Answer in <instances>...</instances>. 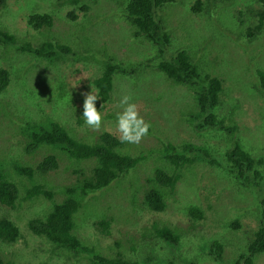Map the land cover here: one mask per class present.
<instances>
[{"label": "rangeland", "instance_id": "rangeland-1", "mask_svg": "<svg viewBox=\"0 0 264 264\" xmlns=\"http://www.w3.org/2000/svg\"><path fill=\"white\" fill-rule=\"evenodd\" d=\"M64 1L7 0L6 7L0 10V30L14 35L17 44L25 41L35 46L47 39L46 32L40 35L26 25L27 15L47 13L53 18L48 33L51 41L56 39L61 45L69 46L67 55L62 54L61 59L50 64L18 52L14 46L0 45V69L10 74L8 86L0 92V164L33 165L42 159L47 149L32 156L26 155L23 149L27 142L23 132L27 128L29 133L33 132L29 126L35 122L39 128L41 122L54 121L70 129V134L81 142H91L103 132L118 139L114 127L118 109L113 102L122 95H130L152 132L148 130L138 144H125L129 155L140 160L124 174L117 188H108L96 198H92L95 193H89L81 200V209L74 216L79 225L78 236L85 238V245L94 247L107 258L116 255L118 244H122L126 258L138 261L142 254L138 249L144 248L139 234L156 223L181 235L175 247L181 245L182 252L195 254L197 263L199 260L201 264H232L237 256L246 254L252 233L259 226L258 193L251 188L229 186L231 181L225 171L210 165L209 161L224 163V152L238 141L253 159L264 163V92L258 88L255 74L256 69L264 68V29L251 43L245 38L248 18L252 17L247 12L249 8L257 10L259 3L257 0H200L203 4L196 14L190 9L196 0H172L164 4L156 10V15L170 40L161 58L158 49L134 37V28L124 16L126 0H78L75 4ZM177 52L202 60L207 71L222 81L221 105L215 110L218 126L193 128L191 125L202 122L195 114L198 111L195 101L184 87L168 82L156 70L158 62ZM88 53L94 55L90 57ZM78 55L81 57L72 58ZM109 58L125 71L148 62L132 79L124 73L114 75L110 101L99 110L101 126L92 129L83 125L79 117L82 98L91 89L96 91L92 81L102 71L101 61ZM168 144L174 147L192 144L203 153L188 168L177 170L159 159L162 148ZM72 167L75 165L61 160L57 169L47 175L48 185L53 190L70 185L75 178L70 175ZM156 169L168 174L183 173V179L171 193L163 189L165 209L162 212L150 211L142 204L146 190L159 189L156 179L153 180ZM263 169L264 166L259 168ZM63 197L58 194L54 199L59 202ZM48 203L41 197L29 211L0 209V217L6 216L20 232L15 243L0 242V252L13 253L14 264H90L86 255L77 259L58 257L50 252V246L52 249L56 246L27 230L26 220L42 216ZM200 212L204 219L193 220ZM109 215L114 216L115 222L110 224L109 234L100 233L91 223ZM233 221H237L238 227H229ZM129 238L132 244L138 245L134 252L126 249L130 247ZM183 238L186 240L182 244ZM205 244L206 257L195 253L199 252L197 246ZM220 244L221 263L214 259V251H218ZM156 247V251L149 250L154 259L150 264H178L174 247L160 242ZM165 247L166 250L160 251ZM253 264H264V254L258 255Z\"/></svg>", "mask_w": 264, "mask_h": 264}, {"label": "trees", "instance_id": "trees-1", "mask_svg": "<svg viewBox=\"0 0 264 264\" xmlns=\"http://www.w3.org/2000/svg\"><path fill=\"white\" fill-rule=\"evenodd\" d=\"M171 1L126 0L125 3L124 16L126 21L134 28V37L141 38L156 50L158 49L160 55L157 56L161 58H164L163 53L169 48L170 38L158 20L156 10ZM77 2L78 0L64 1V3L70 4ZM257 2L259 8L255 11L249 8L247 12L252 16L248 18L250 20L249 25L253 21L252 25H248L245 30V38L248 43H251L252 39L256 38L264 29V0H257ZM6 4L7 0H0V10L5 8ZM202 4L200 0H196L190 8L191 11L195 14L199 13ZM85 9L81 8V10ZM71 19H74V16ZM52 22L53 18L47 13H31L26 17V25L40 35L46 32L47 39L35 46L25 41H20L17 44L14 35L0 30V45L14 46L18 52L27 53L38 61L42 59L47 63L54 64L55 61L62 58V54H68L69 46L61 45L56 39L51 41L52 38L49 37L52 36L48 33ZM88 54L90 57L94 55ZM79 57L81 56L78 55L72 58L78 59ZM166 58L157 63L156 70L164 74L168 82L184 87L189 97L195 101L198 108L195 114L202 122L197 126H191L197 129L218 126L220 122L217 119L215 110L221 105L220 97L224 90L222 81L207 71L202 60L198 61L189 53L177 52L174 55L168 54ZM101 62L103 63L102 71L92 81L100 96L96 101L98 110L110 101L114 75L124 73L125 76L132 79L136 76V71L146 66L148 60L144 61L145 64L142 62L143 64L141 63L139 66L133 65L128 71L113 64L110 58L106 62ZM255 74L258 79V88L264 92V68L256 69ZM9 78V72L0 69V92H3L8 86ZM36 123L29 126L33 132L29 133L28 128L23 132L26 134L27 139L23 147L24 153L32 156L42 149L43 151L47 149V153H43L41 155L42 159L33 165H23L18 162L6 165L2 162L0 164V209L2 211L9 212L16 208L29 211L41 197L49 202L47 209L44 211L46 214L32 216L33 218L27 219L26 228L32 235L41 237V239L45 238L49 243L56 246L55 249H52L50 244L44 240L50 246V252L58 257L62 256L63 259H77L82 255H86L90 264H150L154 262V259L149 254L151 252L149 250L154 249L156 251V245L160 242V245L175 248L173 252L178 264H201L199 260L197 263L195 254H191L189 251L182 252L181 245L178 248L175 247L181 235L173 233L165 226L159 227L156 223H153L148 229L139 234V242L142 241L143 249H138V245L132 244L133 240L129 238L130 247L126 249L131 252L138 249L139 252H142L138 261H129L126 258L122 253V250H125L122 244H118L117 254L111 258L104 257L94 247L85 245V238L78 236L79 225L74 219V216L81 209V200L84 199L86 194L95 193L92 198H96L100 192L108 188H117L120 180L124 178V174L129 169H133L139 163L140 158L129 155L128 150L125 148L126 143L121 144L119 139L107 132L97 135L91 142H81L70 134V129L68 130L54 121L41 122L39 128ZM151 132L149 130V133ZM241 146L236 141L231 149L224 152V163L209 161V164L225 171L231 181L229 186L238 187L239 189L251 188L250 190L258 193L259 226L252 233L253 236L247 246L246 254H240L232 262V264H253L258 255L264 254V169L259 170L264 166V163L260 159H253ZM162 150L163 155L159 158L160 161L169 163L177 170L188 168L200 159L198 157L203 153L201 149L193 147L192 144L175 147L168 144ZM61 160H65L67 165H75L71 168L72 170L70 169V175L75 176V178L70 185L58 186V189L53 190L48 185L46 177L50 172L57 169ZM80 164L81 167H79ZM154 176L153 180L156 179L155 184L159 189L150 188L146 190L142 204L150 211L162 212L165 209L163 189L171 193L175 184L183 179V173L168 174L161 169H156ZM58 194L64 196L59 202L54 199ZM131 202L133 203V200ZM192 209H195V207ZM106 213L108 215L109 212ZM203 219L202 213L193 218V220L198 221ZM113 222H115L114 216L109 215L108 217L103 216L99 221H94L91 224L96 230L99 228L100 233L109 234V226ZM229 227H238L237 221L230 223ZM19 238V228L6 216L0 217V242L12 244ZM184 240L186 238H183L182 244ZM214 244L209 243L210 246ZM166 247L164 249L160 248V251L166 250ZM217 247L219 249L214 251V259L221 263L222 257L219 253H221L222 245L220 244ZM197 250L199 252L195 251V253L203 257L208 255L206 244L203 247L197 246ZM13 255V253L2 254L0 252V264H14L12 261Z\"/></svg>", "mask_w": 264, "mask_h": 264}, {"label": "clouds", "instance_id": "clouds-1", "mask_svg": "<svg viewBox=\"0 0 264 264\" xmlns=\"http://www.w3.org/2000/svg\"><path fill=\"white\" fill-rule=\"evenodd\" d=\"M100 98L98 90L92 89L83 96L80 118L83 125L99 129L102 122V113L96 107V101ZM115 111L114 127L118 133L121 144H138L142 137L148 134L150 125L144 120L137 110V105L132 102L130 95H122L119 100L113 102Z\"/></svg>", "mask_w": 264, "mask_h": 264}, {"label": "bare ground", "instance_id": "bare-ground-1", "mask_svg": "<svg viewBox=\"0 0 264 264\" xmlns=\"http://www.w3.org/2000/svg\"><path fill=\"white\" fill-rule=\"evenodd\" d=\"M187 238V237H186ZM175 249V248H174ZM182 254V253H181Z\"/></svg>", "mask_w": 264, "mask_h": 264}]
</instances>
